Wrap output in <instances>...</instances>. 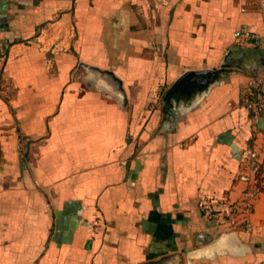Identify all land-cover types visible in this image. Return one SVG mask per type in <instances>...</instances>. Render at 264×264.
<instances>
[{"label": "crops", "instance_id": "1", "mask_svg": "<svg viewBox=\"0 0 264 264\" xmlns=\"http://www.w3.org/2000/svg\"><path fill=\"white\" fill-rule=\"evenodd\" d=\"M4 1L1 262L34 263L37 248L46 261L59 250L66 264L264 262V192L255 202L253 232L218 225L198 205L201 198L243 196L244 149L256 147L264 161V118L244 105L249 79L264 75V44L241 36L245 28L264 32L260 7L242 11L253 0H164L155 15L128 11L122 19L125 28L130 25L126 51L107 63L123 80L124 110L95 87L70 79L84 59L106 63L97 42L101 0L91 10L92 24L72 22L71 31L64 13L29 41L24 28L6 26L17 16ZM139 22L155 24L132 30ZM225 62L214 81L191 80L180 88L173 110L179 115L171 124L164 110L145 105L158 75L159 87L186 71L219 69Z\"/></svg>", "mask_w": 264, "mask_h": 264}, {"label": "rangeland", "instance_id": "2", "mask_svg": "<svg viewBox=\"0 0 264 264\" xmlns=\"http://www.w3.org/2000/svg\"><path fill=\"white\" fill-rule=\"evenodd\" d=\"M10 14H15L14 19L8 20L6 26H10V31H18L20 28H24L32 37L26 38L25 41H29L43 33L45 28H50L57 21L60 20L64 13H68V26L72 31V22L80 23H89L92 24L93 15L91 10L95 8V4L98 0H5ZM4 1V2H5ZM67 1V4L63 2ZM78 1H81V5L78 6ZM119 5L109 8V5H105L106 0H101L100 10L104 17L101 18L100 26V35L97 39V42H100V51L103 57H105L106 63H93L89 60H82L79 62L75 68L71 70L70 79L72 80H82L85 84L83 88L92 89L95 87L100 91L102 96L106 100H116L118 104L125 110L129 107V100L126 98L125 88L122 85V78L116 74L113 70L114 65H108L109 58L116 57V53L119 51H126L127 44V33L126 30L130 27L126 22L122 21L128 11L136 12L137 14H156L160 9L162 10V5H165L164 0H118ZM111 10L112 14H108ZM77 11L80 13V17L76 16ZM108 15H111L108 17ZM17 18V19H16ZM71 20V21H70ZM85 23V24H86ZM155 22L152 23H136L131 26L132 30L142 27V26H152ZM52 27L53 31H57L60 28ZM8 42V41H7ZM52 56L44 55L43 62L46 63ZM118 60L123 59L120 55L117 56ZM117 63V62H116ZM122 65H125L121 62ZM154 68H156L154 66ZM155 77V86L150 87V93L147 96L146 106L149 110L152 108L159 109L160 111L164 110L168 115L166 120L170 121V124L173 122V118L177 117L179 114L174 110L176 100L175 97L179 94L180 88H175L174 84L178 80L173 79L169 82H165L163 86L156 85ZM1 79V78H0ZM4 90L6 99H10L12 95V89H7L9 83L4 80ZM1 88V85H0ZM138 140V137H137ZM264 177H260V181H263ZM253 215V214H252ZM227 228V227H226ZM231 230V229H230ZM0 264H66V260L61 257V252L58 250L53 251V256L48 258L46 261L44 250L37 248V257L36 261L27 263L16 261L15 263L1 262ZM206 264V261H204ZM259 264H264L261 262Z\"/></svg>", "mask_w": 264, "mask_h": 264}, {"label": "built area", "instance_id": "3", "mask_svg": "<svg viewBox=\"0 0 264 264\" xmlns=\"http://www.w3.org/2000/svg\"><path fill=\"white\" fill-rule=\"evenodd\" d=\"M257 5L264 14V1L253 0L242 8L246 11L248 6ZM245 42L253 44H264V32L260 33L249 28L241 32ZM244 105L254 117L264 118V75L252 76L248 81V97ZM259 135L264 138V129L259 130ZM261 151L256 147H249L243 150V168L239 174V180L245 182L247 187L243 190V196L238 200L230 197L222 198H201L199 208L202 214L210 221L228 229L241 228L253 232L256 228L252 220L255 211V202L264 192V161L260 159Z\"/></svg>", "mask_w": 264, "mask_h": 264}, {"label": "water", "instance_id": "4", "mask_svg": "<svg viewBox=\"0 0 264 264\" xmlns=\"http://www.w3.org/2000/svg\"><path fill=\"white\" fill-rule=\"evenodd\" d=\"M235 50H238L237 47L230 49L226 56V60H228ZM226 62L222 68L219 69H207V70H189L183 73L176 83L174 84L175 88H181L184 86L186 82H190L191 80H199V83L205 84L209 81H214L215 79L221 76V73L225 70Z\"/></svg>", "mask_w": 264, "mask_h": 264}]
</instances>
